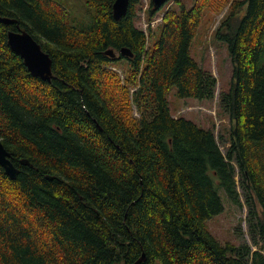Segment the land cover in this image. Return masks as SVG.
Returning a JSON list of instances; mask_svg holds the SVG:
<instances>
[{
	"label": "trees",
	"instance_id": "trees-1",
	"mask_svg": "<svg viewBox=\"0 0 264 264\" xmlns=\"http://www.w3.org/2000/svg\"><path fill=\"white\" fill-rule=\"evenodd\" d=\"M85 1L91 24L80 29L54 0H0L15 21L0 23V140L20 171L13 180L0 166V264H264V0H233L216 34L233 64L220 101L234 124L227 155L168 98L215 99L217 79L191 50L207 10L230 0H170L177 8L149 35L136 24L142 0L120 21L117 0ZM166 4L151 2L149 21ZM20 30L51 57V82L9 46ZM234 164L247 204L250 186L259 201L256 250L207 227L225 212L223 192L240 204Z\"/></svg>",
	"mask_w": 264,
	"mask_h": 264
},
{
	"label": "rangeland",
	"instance_id": "rangeland-1",
	"mask_svg": "<svg viewBox=\"0 0 264 264\" xmlns=\"http://www.w3.org/2000/svg\"><path fill=\"white\" fill-rule=\"evenodd\" d=\"M54 1L67 7L72 15L73 23L78 28L85 29L91 24V13L85 0ZM182 1L188 9H191L197 0ZM151 2L152 0H142L137 8L138 17L136 24L143 31H147L148 35L150 33L148 30L149 26L150 31L155 27V32L161 24L166 11L171 7L177 8L175 4L176 1L169 2L156 15L154 21L151 22L149 21ZM232 2L233 0H230L229 3H224L222 6L220 1H216L214 5L207 10L199 29L197 39L191 50L193 58L205 71L211 72L217 79L215 99L213 101L181 100L177 98L175 90L168 98L170 109L174 117H183L195 122L201 127L215 132L220 149L224 155H227L231 146V131L234 124L229 115L222 109L220 101L222 95L225 92H229L231 89L233 64L227 47L218 41L216 34L229 17ZM244 12L245 10L240 14V17L245 14ZM234 165L237 173V190L241 196L239 197L240 204H235L229 199L227 200V196L223 192L222 196H224L223 202L225 212L208 221L207 227L211 234L223 245L232 244L236 247H241L246 244L250 245L253 250H256L257 248L254 246L249 234V220L252 209L256 212H261L259 201L255 192L252 190V186H250V188H248V195L250 194L252 198V204H247V192L243 190L239 169L236 164Z\"/></svg>",
	"mask_w": 264,
	"mask_h": 264
},
{
	"label": "water",
	"instance_id": "water-1",
	"mask_svg": "<svg viewBox=\"0 0 264 264\" xmlns=\"http://www.w3.org/2000/svg\"><path fill=\"white\" fill-rule=\"evenodd\" d=\"M170 0H152L155 9H160L164 4ZM130 0H117L113 6L114 18L120 21L126 16L129 10ZM0 23L11 25L15 21L9 18L0 17ZM9 46L21 56L30 74L35 78H40L43 81L51 82L54 78L53 62L51 57L46 54L42 46L26 31L19 32L10 31L8 34ZM106 55L116 58V52L110 50ZM121 55L133 57V54L128 49H123ZM24 165H29L27 160L22 161ZM0 166L5 170L8 177L16 180L20 171L11 160V154L6 150L2 141L0 140ZM145 257L142 258L143 261Z\"/></svg>",
	"mask_w": 264,
	"mask_h": 264
}]
</instances>
